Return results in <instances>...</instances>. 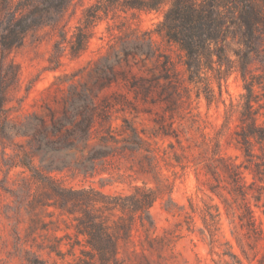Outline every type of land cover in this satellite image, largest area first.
Here are the masks:
<instances>
[{"label":"trees","instance_id":"1","mask_svg":"<svg viewBox=\"0 0 264 264\" xmlns=\"http://www.w3.org/2000/svg\"><path fill=\"white\" fill-rule=\"evenodd\" d=\"M73 1H2L0 168L8 172L20 167L24 186L38 183L40 193L31 210L37 203L52 206L69 219L74 233L60 240H67L75 264H121V243L130 238L136 221L154 226L151 209L162 189L171 192L170 177L189 168L195 173L197 199L178 205L170 198L164 210L181 217L177 227L185 224L190 233L197 216L202 224L197 232L211 253L223 264H241L228 242L226 250L214 251L224 216L242 255L255 258L263 236L255 209L264 208V0L99 2L84 11L82 24L70 37L60 30L49 70L59 67L66 52L74 59L86 49L88 29L100 18L99 11L107 16L113 10L166 9L153 30L114 36L104 55L55 76L39 92L40 104L33 111L21 112L22 100L17 108H6L20 70L10 55L38 31L57 28ZM163 43L175 48L177 61L162 49ZM233 75L241 81L242 93L226 102L223 87ZM202 100L207 110L222 105L220 124L201 113ZM127 111L149 115L155 129L147 132L124 117L115 126L118 114ZM207 126L214 131L211 137L204 132ZM191 129L201 138L194 145L197 152L182 141ZM223 138L239 152L240 162L222 153ZM52 173L83 181L99 176V188L65 186ZM134 176L155 187L131 185ZM6 182L7 176L0 181L2 186ZM118 184H127L128 191H105ZM23 192L14 193L18 209ZM23 252L30 258L31 252ZM258 263L264 264V255Z\"/></svg>","mask_w":264,"mask_h":264},{"label":"rangeland","instance_id":"2","mask_svg":"<svg viewBox=\"0 0 264 264\" xmlns=\"http://www.w3.org/2000/svg\"><path fill=\"white\" fill-rule=\"evenodd\" d=\"M3 0H0V7ZM12 1V0H11ZM125 2L127 0H118ZM108 3V0H74L68 9L60 25L52 29L47 27L29 37L23 47L14 51L10 55L20 67L19 81L13 86L9 93L11 99L6 108H17L21 102V112L27 113L33 111L40 104L39 92L47 87L55 76L69 74L87 64L88 61L96 60L105 54L108 42L112 37L123 35L132 31L141 33L150 31L162 20L166 5L157 10H120L110 11L106 16L102 11L98 12V17L93 25L88 29L91 37L87 43L86 49L74 59H70L66 54L60 58V65L56 70H49L48 59L52 54L53 44L59 38V32L62 29L67 37H70L76 27L82 24L84 11L95 4ZM1 9V8H0ZM162 49L170 54L174 61H177V51L173 47L162 44ZM215 89L216 86L214 85ZM242 93L241 81L234 75L231 76L223 87V98L226 102L229 98L237 99ZM32 105H35L32 107ZM222 105L218 108L212 106L206 109L204 100L200 103V111L203 115L207 114V120L212 124H220L222 121ZM14 114V113H12ZM114 121L115 126L121 123V117L128 119L136 127L151 132L155 125L151 117L143 112L127 111L118 114ZM204 132L209 137L213 136V129L207 126ZM187 139V141H186ZM184 144L193 147V151L198 149L195 144L201 142L199 134L193 129L188 130L187 134L182 136ZM161 143V141L159 142ZM166 144V142H164ZM222 153L237 158L241 161L239 152L232 145H226L224 138L221 141ZM1 150V149H0ZM7 152H10L8 149ZM22 170L20 167H13L8 172L4 167L0 168V181L7 176L5 185L0 183V264H38V261H45L46 264H75V256L68 252L69 246L66 239H62L66 234H73L69 219L59 214L58 210L52 206L44 207L38 203L33 210L29 208L36 196L40 193L38 183L30 182L24 186L21 177L18 175ZM124 168L120 171L123 172ZM116 172V170H114ZM27 174V173H25ZM52 177L59 179L65 186L87 187L92 185L99 188L96 176L88 181L81 178H72L67 173H52ZM101 176L107 177V174ZM173 182L172 191L163 188L162 192L151 209L154 226L145 222L141 226L136 221L130 238L121 243L118 258L121 264H223L216 254H212L210 246L206 239L201 238L197 228H201L200 219L196 216L195 231L190 233L183 228L177 227L181 217L168 213L164 210V205L171 198L178 205H187L188 198L197 199L196 178L192 168L185 171L177 178L170 177ZM147 183L149 187H155V183L142 176H134L131 185H142ZM127 184H118L113 187L105 188L106 192L128 191ZM23 189L22 203L23 207L18 209V198L15 191ZM216 201V200H215ZM256 223L262 230V240L256 248L255 258L249 255L246 259L236 242L231 236L230 225L224 216L221 217L219 230L217 232V244L214 251L221 253L227 249L225 243L231 246L230 251L236 254L241 264H259L258 260L264 255V208L255 209ZM23 251L31 252L30 258H26ZM78 247H75L74 254L78 255ZM231 262L229 257H224Z\"/></svg>","mask_w":264,"mask_h":264}]
</instances>
